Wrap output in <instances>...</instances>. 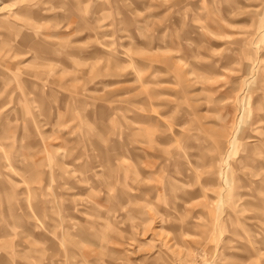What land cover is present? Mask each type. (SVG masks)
I'll list each match as a JSON object with an SVG mask.
<instances>
[{"label": "rangeland", "instance_id": "rangeland-1", "mask_svg": "<svg viewBox=\"0 0 264 264\" xmlns=\"http://www.w3.org/2000/svg\"><path fill=\"white\" fill-rule=\"evenodd\" d=\"M0 264H264V0H0Z\"/></svg>", "mask_w": 264, "mask_h": 264}]
</instances>
